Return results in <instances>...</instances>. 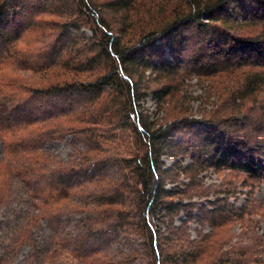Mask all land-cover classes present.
<instances>
[{"label":"trees","instance_id":"1","mask_svg":"<svg viewBox=\"0 0 264 264\" xmlns=\"http://www.w3.org/2000/svg\"><path fill=\"white\" fill-rule=\"evenodd\" d=\"M52 14L61 21L49 40L40 18ZM241 27L257 32L241 35ZM35 30L47 41L31 48L35 56L20 52ZM0 65L52 80L0 87V226L15 236L0 264L26 244V264H141L131 244L138 237L146 264H264L263 235L222 250L217 229L242 215L195 183L210 169L264 174V140L251 131L262 126L240 114L264 89V0H2ZM235 70L246 71L228 115L165 113L191 75ZM148 96L161 121L142 109ZM67 133L83 150L63 163L44 144ZM11 177L21 186L15 194ZM42 220L53 230L38 243L32 230ZM192 220L208 231L192 238Z\"/></svg>","mask_w":264,"mask_h":264},{"label":"rangeland","instance_id":"2","mask_svg":"<svg viewBox=\"0 0 264 264\" xmlns=\"http://www.w3.org/2000/svg\"><path fill=\"white\" fill-rule=\"evenodd\" d=\"M1 1L2 0H0V2ZM40 1L41 3L46 4L47 0ZM74 8L78 9L76 6H74ZM40 20L44 21L45 26H43V30L46 35H49L48 37L50 40V35L54 33L55 23H58L61 20L54 14L43 16ZM83 30L87 35H90V24L84 25ZM256 32L255 28L241 27L239 29L241 35H250ZM41 41H47V39L40 35L39 30H35L25 35L23 41L18 43L17 48L22 53L31 52V54L35 56L36 52H33L34 49L31 48L39 46ZM57 71L61 73L65 72L59 68ZM244 71L246 70L221 72L211 77H200L195 74L191 75L185 80L182 87L180 86L181 89L178 91L177 96L169 101L170 104L167 106V111L165 113H167L170 118L184 114L193 119H200L202 117L208 118L212 114H215L214 116L217 114L222 116L228 115L230 112L228 106H230L229 104L231 103L229 100L230 98L228 99L229 93H231L230 91L232 88L235 87L236 89L240 85L239 80L242 79V72ZM42 75L41 72L19 69L13 67V65H0V87L4 91L7 90V88L2 85L8 80L15 81L16 84L20 85L23 89L34 88L37 86L42 87L43 85L48 84L47 81H52ZM140 105L142 109L148 111L151 120H155L157 117L161 121V118L164 117L163 113L156 114V103L151 96L146 97ZM183 106L188 109L183 108ZM240 114L242 117L244 116L247 118L246 121H249L250 126H262L261 130L256 129L253 131L251 128V131L253 136L264 140V89L255 99H251L244 103L241 107ZM242 117L240 116V121H242ZM68 125L70 124L68 123ZM246 129L250 130V128L247 127ZM124 136H127L128 140L132 141L129 132H126V135L124 134ZM44 149L48 153H51L56 160L68 163L69 159L72 160L74 156L76 157V151H82L83 147L78 143L73 144V139L70 133H67L61 139H56V141H50L44 144ZM116 149H120V147L118 146ZM3 153V145L0 143V160L3 157ZM188 162L189 159L187 158L183 164ZM164 163L167 167L172 164L169 159H165ZM182 179L183 177L181 176V180ZM8 183L10 188L14 190L15 194L16 189L20 186L17 179L11 177ZM195 183H199L209 191V200L212 203L222 204L225 202L232 214L242 215V219L240 218L238 222L227 223L221 225L217 229L216 239H218L220 243L227 241L225 245L223 244L222 250L232 246H234V248L243 246L247 243V237L250 234L264 236V174L257 179H250L243 172L230 171L229 169H210L201 175ZM191 201L195 203H204V199H199L198 196L194 195L192 196ZM181 220H185L183 213H180L179 217L175 219V224L179 225ZM40 225L41 229L32 230L34 239H36L38 243L45 241L53 230V227L48 225L44 220L41 221ZM247 225H251L249 227L251 232L250 229L248 230ZM208 229L209 227L206 224L200 228L197 220H192L188 223V231L192 238H195L198 232H207ZM14 237L11 229L0 226V256L5 255L3 246L7 243H10L11 245ZM131 244L134 248L139 249L143 257L145 252L143 238L138 237L135 241H132ZM121 245L122 243L113 248L120 249V247H122ZM124 247H126V249L129 248L127 245ZM29 251V245H23L16 254L10 256L9 260L5 258V264H26V255ZM142 257L139 258L140 263L146 264ZM66 261L68 260H65L62 263L61 260H59L55 264H70L69 261ZM45 264H49V259Z\"/></svg>","mask_w":264,"mask_h":264}]
</instances>
